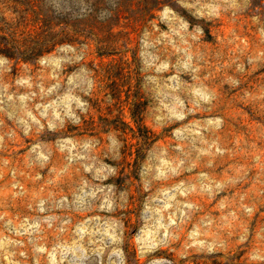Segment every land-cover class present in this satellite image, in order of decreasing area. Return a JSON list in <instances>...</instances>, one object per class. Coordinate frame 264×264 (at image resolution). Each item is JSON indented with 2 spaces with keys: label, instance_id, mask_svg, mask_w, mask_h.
I'll use <instances>...</instances> for the list:
<instances>
[{
  "label": "rangeland",
  "instance_id": "374dc122",
  "mask_svg": "<svg viewBox=\"0 0 264 264\" xmlns=\"http://www.w3.org/2000/svg\"><path fill=\"white\" fill-rule=\"evenodd\" d=\"M30 1L81 36L0 56V264H264V0Z\"/></svg>",
  "mask_w": 264,
  "mask_h": 264
},
{
  "label": "trees",
  "instance_id": "16d2710c",
  "mask_svg": "<svg viewBox=\"0 0 264 264\" xmlns=\"http://www.w3.org/2000/svg\"><path fill=\"white\" fill-rule=\"evenodd\" d=\"M30 0H14L15 3ZM60 24V25H59ZM57 26L60 27L57 31ZM64 26V27H62ZM63 22H56L53 18L41 15L36 21H29L25 30L20 33L15 29H0V56L15 61L29 62L37 60L46 54L51 53L58 45L66 42H75L76 38L81 36L79 33L71 35L65 28ZM4 30V31H2ZM100 56H111L107 47L97 49ZM115 65H110L108 70L112 71ZM131 116L136 123L137 131L130 128L134 134L141 133L145 127L142 124L139 115L131 111ZM137 135V134H136ZM134 165L140 160V150L136 151Z\"/></svg>",
  "mask_w": 264,
  "mask_h": 264
}]
</instances>
